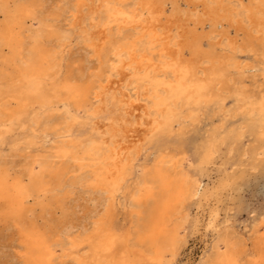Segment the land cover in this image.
<instances>
[{
  "label": "bare ground",
  "instance_id": "obj_1",
  "mask_svg": "<svg viewBox=\"0 0 264 264\" xmlns=\"http://www.w3.org/2000/svg\"><path fill=\"white\" fill-rule=\"evenodd\" d=\"M66 1L58 11L45 10L39 0H0V146L25 120L29 130L22 138L25 147L20 143L8 153L0 151V223L17 229L19 264H173L188 225L186 204L200 194L201 183L185 170L187 158L172 136L151 160L136 165L145 148L128 131L146 128L147 140L167 136L183 107L192 104L197 110L213 93H230L236 82L242 91L240 80L252 77L262 93L250 110L259 119L256 137L264 140V0H202L194 23L202 29L210 26L205 39L209 51L203 50L201 38L190 45L182 42L180 25L170 33L161 24L166 3L180 0H96L99 10L90 12L89 28L77 37L98 60L88 75V66L72 68L76 59L69 54L79 44L71 46L75 15L90 5L76 0L68 9ZM183 1L195 9L182 17L198 13L194 0ZM65 14L70 19L60 23ZM225 27L243 37L230 38ZM185 48L190 61L182 59ZM245 54L261 57L258 74L242 58ZM105 105L119 116L79 144L73 139L74 126L80 120L90 124ZM244 128L238 126L229 153L240 152L241 159L250 160L252 151L240 144ZM48 141L54 151L47 152ZM36 145L34 152L23 153ZM255 149L257 161L263 160L264 144ZM18 151L24 154L22 161L11 159ZM217 152V143L205 142L200 165H208ZM75 188L98 194L95 199L103 209L90 210L94 235L87 240L72 236L75 226L68 215L73 214ZM125 201L129 228L114 231L112 209ZM213 212L204 226L211 244L197 264H264L257 243L247 248L248 238L220 223ZM82 229L87 231L88 224ZM251 234L264 235V215ZM84 244L86 251L81 250Z\"/></svg>",
  "mask_w": 264,
  "mask_h": 264
},
{
  "label": "rangeland",
  "instance_id": "obj_2",
  "mask_svg": "<svg viewBox=\"0 0 264 264\" xmlns=\"http://www.w3.org/2000/svg\"><path fill=\"white\" fill-rule=\"evenodd\" d=\"M41 1L45 6V10L55 7V10L60 11L59 6H61L62 0H39L40 3ZM74 2H76V0L66 1L68 9ZM82 2L87 3L90 6L83 11H79L75 15L74 26L75 30L79 33L75 31L74 37L71 40L74 42H71V46L73 47L76 43L79 44L72 48L69 56L76 59V62L72 64V68H83L84 65L88 66L89 70L86 72V75H88L92 70H96L98 60L95 54L91 51L89 52L86 45L81 40H77V37L84 28H89V14L90 12H96L95 10L98 11L101 4L96 0H82ZM192 3L195 5L198 13L191 17H189L188 13L182 17L183 12H189L192 11V9H195L194 6L186 5V1L180 0L175 4L172 1L166 3L165 14L162 17L161 24L167 29L169 28L170 33L175 32L178 28L177 26L180 25L181 28H179V30L182 34L180 40L182 42L189 43L190 45V43L196 42L201 38L203 40V50L209 51L211 48L205 39L210 30V26H205L204 29H202L200 25L194 23V20L198 18L197 16L203 8V2L202 0H194ZM65 16L66 19L60 17V23L65 24L67 23V19H70L66 14ZM93 29L95 31H93ZM224 29L229 31L230 38L236 37V39L240 41L243 37L241 33H238L236 36L235 30L232 28L225 27ZM91 30V32H96L97 29L92 28ZM100 36H103V33H100ZM218 52L222 53L223 50L218 49ZM189 53L188 48H185L183 50L184 56L182 59L190 61L192 58L189 60L191 57ZM247 55L248 54H245L242 58L245 59L247 63L251 62L252 65H255V71L252 73L258 74L260 71L259 62H261V57L259 54L254 56L253 54H250L248 57ZM251 78L252 77H244L243 80L241 79L242 81L240 80V85L244 86L242 91L238 90L236 87L238 84L236 82L231 85L230 93H223V95L222 91L216 92L215 94L213 93L211 99L205 104H202L197 110L193 109L196 106L194 107L192 104H190V106L186 105L189 108L186 106L183 107L182 112L184 117L181 116L180 118L182 120L179 119L178 122H175L172 125V129L167 136L164 135V137H160V135H158L155 136L153 140H147L146 137L149 132L146 128H142L138 133L128 131V137L134 138L136 136L139 138L138 147L142 146L143 149L145 148L140 152L138 161L135 163L136 165L143 163L146 160H151L157 147H162L163 145L166 146L167 144L164 143L165 139L167 138L168 140V138L172 136L169 139L178 143L181 153L184 152L182 155H185L187 158L184 164L185 170H190L191 173L198 177V180L201 183L200 194L186 204V210L189 213L188 225L183 239L184 243L182 244L178 255L175 257L173 264H197L199 259L209 249L211 236L209 235L207 238L204 236V226L213 211V213H217L220 223L223 225H229L231 227L230 229L233 228L238 235L248 238L247 248H252L257 243L256 247L261 248L264 252V235L258 238L255 234H251L253 225L264 215V159L257 161V158L255 157V148L263 145L264 140L260 141L256 137V133L259 129V119L256 114L253 115V112L250 110L255 107L256 104H259L262 89L260 88V85L258 86L259 83ZM121 79L115 78L113 80L119 82ZM112 87H115L114 89L118 88L117 84H114ZM103 107L102 113L98 115V118H93L90 124L83 125L80 123V120L79 123H76V126H74L75 131L73 139L79 144L86 143L93 135H97V132H100L102 128V130H104V125H107L108 127L110 124L109 122H111L113 118L119 116L118 113L120 112L113 111L114 109L111 105L108 107L105 105ZM191 109L193 111H190ZM201 110L203 112H200ZM185 113L186 115H184ZM25 121L23 122V126L17 125L14 129L15 131L7 135L5 143L0 146V151L8 153L20 143V148L25 147L24 143H22V138H25L29 133V130H27L28 123ZM182 121L185 122L183 123ZM190 121L191 123L188 124ZM194 123H196V125ZM240 124L245 125V134L240 144L244 147H249L252 151L250 160L246 157L245 159H241L243 157H241L240 152L229 153L230 143H233L236 139L237 132L235 131L238 130ZM197 126L199 128H197ZM95 129H97V131ZM177 129L179 130L176 131ZM192 129H194V131ZM50 139H52V136ZM222 139L225 141L221 142ZM149 141L151 142L149 143ZM210 141L217 143L218 152L213 158H211L208 165H200L202 163L199 156L204 152L205 142L208 143ZM173 145L175 144L170 143L169 148H175ZM37 146L38 145L31 146V148L25 149L23 153L34 152ZM45 146L47 147V152L54 151V149L50 147L49 141L46 142ZM18 152V157L11 159L22 161L23 153L21 154L20 151ZM202 167L204 168L202 169ZM133 178L134 176L128 177L127 182L130 183ZM71 196L73 199L70 202V210L73 214L68 216L70 218L73 217L71 220H73V225L75 226L72 231V236L79 235L80 239L87 240L86 238L88 236L90 237L94 235L90 228V210L95 206L98 207V212L103 211L101 206L98 205V200L95 199L98 194L83 193L80 188H75L73 189ZM91 198L93 201L90 200ZM127 207L128 205L125 201L122 206L119 207L117 205L112 209V227L114 228V231L121 228L125 230L129 228L128 212L130 210H128L129 208ZM54 214L59 216L60 211L57 210ZM84 224H88L87 231L82 229ZM19 241L20 238L15 227L7 228L4 223H0V264H19L21 258L20 254L22 253ZM81 248L82 251L87 250L85 244ZM66 264L74 263L69 260Z\"/></svg>",
  "mask_w": 264,
  "mask_h": 264
}]
</instances>
